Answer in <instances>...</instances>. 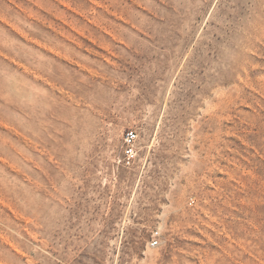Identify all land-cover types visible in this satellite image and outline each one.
Returning a JSON list of instances; mask_svg holds the SVG:
<instances>
[{
	"label": "rangeland",
	"instance_id": "obj_1",
	"mask_svg": "<svg viewBox=\"0 0 264 264\" xmlns=\"http://www.w3.org/2000/svg\"><path fill=\"white\" fill-rule=\"evenodd\" d=\"M0 264H264V0H0Z\"/></svg>",
	"mask_w": 264,
	"mask_h": 264
},
{
	"label": "built area",
	"instance_id": "obj_2",
	"mask_svg": "<svg viewBox=\"0 0 264 264\" xmlns=\"http://www.w3.org/2000/svg\"><path fill=\"white\" fill-rule=\"evenodd\" d=\"M139 135L135 130H130L124 137V150H123V162L126 165H131L138 155V143ZM160 245V233L156 232L151 241V247L157 248Z\"/></svg>",
	"mask_w": 264,
	"mask_h": 264
}]
</instances>
